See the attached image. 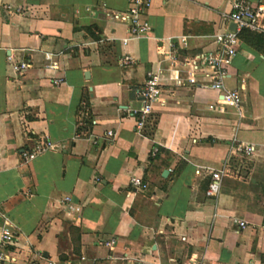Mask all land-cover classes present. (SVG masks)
Here are the masks:
<instances>
[{
  "label": "crops",
  "instance_id": "crops-1",
  "mask_svg": "<svg viewBox=\"0 0 264 264\" xmlns=\"http://www.w3.org/2000/svg\"><path fill=\"white\" fill-rule=\"evenodd\" d=\"M99 5L122 12L128 0H0V230L6 223L17 234L15 261L2 264H115L100 244L109 238L114 253L153 264H264V36L240 39L223 78L240 93L241 117L231 106L207 109L218 93L185 83L166 86L135 131L147 72L167 85V53L213 50L229 2L149 0L150 28L139 37ZM122 54L132 63L119 65ZM7 56L31 66L16 75ZM32 135L53 147L24 162L18 152ZM232 139L254 146L245 177L232 165ZM210 170L221 171L215 196L205 195ZM131 175L146 189L130 188ZM63 195L78 213L58 202Z\"/></svg>",
  "mask_w": 264,
  "mask_h": 264
},
{
  "label": "built area",
  "instance_id": "built-area-1",
  "mask_svg": "<svg viewBox=\"0 0 264 264\" xmlns=\"http://www.w3.org/2000/svg\"><path fill=\"white\" fill-rule=\"evenodd\" d=\"M229 10L221 16L223 29L217 31L213 35L214 49L210 51H202L189 58L178 59L174 52L167 53V59L172 66V73L168 79L170 83L163 85L160 83L159 73L149 71L142 84L137 87L136 94L140 99V107L133 111L134 128L138 131L144 125V121L152 111L154 103H161V95L166 86L179 88L185 83L189 86H199L215 90L218 97L213 104H208L207 109L222 111L225 106L233 107L238 114L242 116L241 96L237 89H227L223 85V78L226 75V69L231 64L232 58L237 52L240 40L238 33L242 30L264 35V5H253L247 0H228ZM149 5V0H128L127 8L122 12H110L104 5H99L97 13H102L113 20L124 23L127 28V33L130 37H139L145 35L149 31V24L146 19V10ZM4 11L7 15L18 14L21 7L5 6ZM229 23H233L234 28L228 29ZM179 42L184 44V36L178 38ZM124 42V41H123ZM172 47V45H171ZM170 47V48H171ZM44 67L48 71L57 69V63L48 52L42 53ZM133 59L128 54L120 55L119 65H128ZM7 62L11 71L16 75H22L30 66V59L13 60L7 56ZM179 66L181 69H176ZM184 72V77L181 78L180 71ZM198 76L205 79L203 83L196 80ZM62 80L59 77H53L51 84L59 85ZM106 136H112L110 131L106 132ZM29 145L20 148L18 155L24 162L30 161L44 151L51 149L53 144L45 135H32L26 138ZM155 151V150H154ZM153 151V152H154ZM255 151L254 146L247 143H242L231 140L229 152L237 157L249 158ZM198 173V171H195ZM209 179L206 184L205 195L215 196L219 191L221 171H208ZM98 181V178L95 179ZM128 186L132 189L145 190L146 183L142 182L141 178L131 175L128 179ZM68 212L78 213L80 207L72 202L69 195H63L58 201ZM233 223L238 228H244L246 222L244 220H233ZM115 238H109L101 241L100 244L107 247L111 253L107 255V259L115 264H153L137 258L128 257L125 253H114L112 250L115 246ZM17 234L15 230L8 224L3 223L0 230V264L3 262L13 263L15 261L12 255L16 249ZM29 264H37L34 261ZM46 264H69L65 261L48 260Z\"/></svg>",
  "mask_w": 264,
  "mask_h": 264
},
{
  "label": "rangeland",
  "instance_id": "rangeland-1",
  "mask_svg": "<svg viewBox=\"0 0 264 264\" xmlns=\"http://www.w3.org/2000/svg\"><path fill=\"white\" fill-rule=\"evenodd\" d=\"M241 135L246 136L240 132L239 136H241ZM232 165L235 167L238 175H241L242 177L243 176L245 177L247 175L248 168L250 167V163H249L248 158H243V157H237V159L233 161Z\"/></svg>",
  "mask_w": 264,
  "mask_h": 264
},
{
  "label": "trees",
  "instance_id": "trees-1",
  "mask_svg": "<svg viewBox=\"0 0 264 264\" xmlns=\"http://www.w3.org/2000/svg\"><path fill=\"white\" fill-rule=\"evenodd\" d=\"M249 35H260V34H256V33H252V32H248V31H245V30H242L238 33V37H239V40L240 39H245L247 38ZM261 36H264V35H261Z\"/></svg>",
  "mask_w": 264,
  "mask_h": 264
},
{
  "label": "water",
  "instance_id": "water-1",
  "mask_svg": "<svg viewBox=\"0 0 264 264\" xmlns=\"http://www.w3.org/2000/svg\"><path fill=\"white\" fill-rule=\"evenodd\" d=\"M234 28V25H233V23H229V25H228V29H233ZM166 174V171L165 170H163V172H162V175H165Z\"/></svg>",
  "mask_w": 264,
  "mask_h": 264
}]
</instances>
